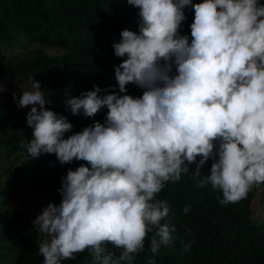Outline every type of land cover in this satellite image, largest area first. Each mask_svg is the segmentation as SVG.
<instances>
[{
  "label": "clouds",
  "instance_id": "obj_1",
  "mask_svg": "<svg viewBox=\"0 0 264 264\" xmlns=\"http://www.w3.org/2000/svg\"><path fill=\"white\" fill-rule=\"evenodd\" d=\"M126 3L138 9V31L121 29L111 44L115 56L125 57L113 65L120 94L93 85L64 101L71 113L85 117L106 107L102 123L93 120L64 138L70 122L44 107L32 75L30 88L11 94L18 106L35 102L25 117L30 156L54 153L60 163L75 158L88 165L67 169L56 189L59 202L49 201L33 220L47 236L38 246L43 264H60L85 248L99 264H117L109 255L101 258L105 242L121 249L120 261H131L153 229L155 253L169 242L160 223L168 209L152 198L163 181L180 178L185 161L194 162L192 176L201 186L219 188L221 204L264 182V3ZM189 5L190 40L177 33ZM129 82L143 89L139 97L125 94ZM205 160L210 166L201 175Z\"/></svg>",
  "mask_w": 264,
  "mask_h": 264
},
{
  "label": "trees",
  "instance_id": "obj_2",
  "mask_svg": "<svg viewBox=\"0 0 264 264\" xmlns=\"http://www.w3.org/2000/svg\"><path fill=\"white\" fill-rule=\"evenodd\" d=\"M259 2L264 3V0ZM182 11L185 19L178 25L177 33L190 40L193 10L189 5ZM137 12V7L127 4L126 0H0V47L16 42L23 34L34 43L16 63L0 59V85L22 81L31 84L28 77L32 75L39 81L48 108L70 122L71 128L65 131L64 138L90 126L93 120L102 123L106 107L85 117L71 113L64 101L66 97L78 96L82 90H91L93 85L109 92L117 91L113 65H118L125 57L115 56L111 44L119 39L121 29L138 31ZM36 46L60 48L63 53L46 55ZM125 89V94L134 97H139L143 91L131 82L126 83ZM103 94V91L97 93ZM117 94L120 93L117 91ZM25 117L26 114L13 121V133L0 136V171L2 152L7 158L13 154L14 160L29 159L32 163L29 171L25 175L20 172L27 180L29 194L58 203L60 194L56 189L61 177L69 168L75 169L80 164L88 166L87 161L73 158L60 163L54 153L30 156L26 148L31 128L26 125L22 131H17ZM185 164L181 165L186 170L181 171L180 178L163 181V187L152 198L167 206L168 211L160 223L168 228L169 242L160 244L153 253L150 250L153 229L145 232L142 248L130 254L133 255L131 261H120L121 249L109 242L104 243L106 251L101 258L109 255L117 264H147L149 258L154 264H264V219L259 224L250 221L249 201L257 184L251 185L242 199L221 204L219 188L213 189L208 183L201 186L198 178L192 176L194 162L185 161ZM209 166L210 161L205 160L200 174L206 175ZM9 225L20 243L13 264H43L38 246L46 237L39 231L38 224L32 223L26 211L12 209ZM185 244L189 247L185 248ZM60 264H99V260L85 248L73 253L71 258L62 259Z\"/></svg>",
  "mask_w": 264,
  "mask_h": 264
},
{
  "label": "rangeland",
  "instance_id": "obj_3",
  "mask_svg": "<svg viewBox=\"0 0 264 264\" xmlns=\"http://www.w3.org/2000/svg\"><path fill=\"white\" fill-rule=\"evenodd\" d=\"M34 46L32 39L23 34L20 38L6 47H0V59L10 64L16 63L22 59L24 53ZM36 48L46 55L59 56L63 53L60 48L36 46ZM30 88V83L22 81L18 84L0 85V136L11 134L14 132L12 128L13 121L16 118L27 114L29 108L35 105L18 106L12 99L11 94L16 93L18 97L20 89ZM38 107V105H37ZM44 107L49 109L44 102ZM26 126L23 122L17 131H22ZM7 158V155L1 153V171H0V264H13L15 255L20 248V243L11 231L9 225L10 210H24L31 218L33 224L37 225L33 220L40 212L43 206L47 205V201L31 196L27 190V180L21 177L29 171V159L21 158L14 160L13 154ZM5 158V159H3ZM9 164H11L9 166ZM27 177V175H26ZM249 207L251 209L250 221L259 224L264 219V182L257 184L250 198ZM47 239V236L45 234ZM7 253L6 256L1 254Z\"/></svg>",
  "mask_w": 264,
  "mask_h": 264
}]
</instances>
